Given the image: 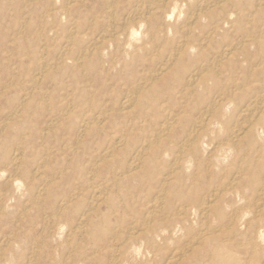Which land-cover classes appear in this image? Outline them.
Returning <instances> with one entry per match:
<instances>
[{
  "label": "bare ground",
  "instance_id": "6f19581e",
  "mask_svg": "<svg viewBox=\"0 0 264 264\" xmlns=\"http://www.w3.org/2000/svg\"><path fill=\"white\" fill-rule=\"evenodd\" d=\"M49 1L53 4V8L48 13L49 17L55 18L70 13L75 6L74 3H78L77 0ZM120 1L123 0H102L103 6L97 1L102 6L98 8L101 9V17L104 20L107 19L105 27L98 32L89 33L85 30L86 22L79 18L70 19V32L64 31L68 35L65 34L66 38H62V43L59 42L58 45H62L64 54L69 52L72 54L71 46L77 41L84 40L83 42L87 44H83L84 47L81 48L78 56L72 59V64L76 70L79 67L82 74H86L84 67L87 66L89 73H93L96 77L105 70L102 69L103 59L108 64L107 70L118 69L122 65H130L129 69H133L137 65L142 66L136 65L137 62L146 63L148 67L146 72L141 73L140 78L133 79L134 84L128 91L125 89L126 95L123 94L124 96L117 104L119 112L132 118L123 130L108 134L111 138L106 146L94 150V153L91 151L92 147L91 150L88 149L90 150V156L87 155L89 158L81 156L88 158L83 159L84 164L77 159L80 165L82 164L80 168L76 166L78 164L73 165L68 161L72 165H68L71 171L67 173L69 171L67 165L60 166L58 171L61 180L59 182H56L58 179H50L52 174H50L51 177L48 175L50 178L47 176L49 170L46 159L44 161L41 159L42 162L37 163L35 168L33 166L34 170H31L33 162L28 160L25 151L16 149L9 153H0V264H264V34L256 35L257 33L254 32L255 35H253L252 30L249 32L244 28L239 39L234 37L237 40L213 45V40L220 34V30L228 25H234L238 20V24H241L240 22L245 18L243 10L251 7L250 5H255L256 8L263 6L260 9H264V0H217L216 2L212 0H129L132 7L121 8L119 11ZM11 6L14 8V5ZM28 6L30 7L29 4ZM86 10H84L85 13ZM4 12L6 11H0V14ZM85 13L82 15L87 17ZM3 15L0 16L3 17ZM45 15L47 13L44 14V18ZM261 19L264 22V17ZM49 22L51 23V20ZM248 22L249 19L245 23ZM11 23L14 22L11 21ZM57 23L55 24L58 25ZM64 23L66 22H63L65 26L69 25ZM24 27L22 24L17 27L16 32L13 33L14 41H19ZM57 28L60 29L59 25ZM206 29L207 31H204ZM195 34H198L196 42L190 41ZM50 42L52 43L51 40ZM21 43L18 44L21 45ZM28 43L30 44V41ZM159 43H163L166 50H160L162 44ZM112 48L114 52H110L113 54L107 52ZM2 50L5 49L0 51ZM47 50L49 51L48 48L40 49L37 57L41 61H44ZM71 54L68 55L71 56ZM26 55L29 56V52ZM66 56L61 58L60 62L69 65L71 60L67 58L69 56ZM5 57L4 55L3 60H7ZM44 65L42 64V67L39 65L40 72L35 76L32 74V79L29 77L32 80L30 89H36L39 97L35 98H40L38 104L40 106L49 105V97L39 90L40 78L46 72L42 70ZM67 65L66 68H68ZM136 69L135 74L139 70ZM12 75L14 76L10 74ZM109 77V80L113 81L110 74ZM118 77L116 75V78ZM1 80L3 81L2 78ZM53 81L51 83L55 84L56 81ZM13 82L16 83V81ZM82 84L85 85L84 82ZM101 84L103 86L102 82ZM109 90L106 89V93ZM80 91L77 90V93ZM69 95L73 98L72 95L75 93ZM26 101L27 95L23 96L19 102L17 101L18 104L12 107V111L9 110L11 112L8 114L12 116L13 121L25 123L28 120L27 115L30 114H26L23 110L24 106L29 105ZM66 104L69 108L64 107L59 117H51L43 134H48L49 131L62 125L65 118L78 119L79 126H83L84 130L93 124L100 127L108 118L104 110L97 111L98 109L86 111V114L80 117L77 116L75 108H70V100ZM136 107H138L137 110ZM29 109L26 108V110ZM33 109L31 108L32 111ZM37 109L40 108L37 107ZM149 113L159 118L155 120V123L153 122L156 131L137 130L142 133L143 140H140L142 142L138 143V147H134L129 157L124 156L123 159L124 153L116 151L115 148L125 145L133 133V131L128 132L135 126L149 127L143 124L145 116ZM150 118L152 119L151 116ZM112 122L109 121V123ZM5 123L3 125H6ZM9 126H12V123ZM3 127L0 126V128ZM34 128L38 129L37 126ZM9 129L13 128L9 127ZM22 134L26 135V133ZM101 135L104 134L101 133ZM31 136L33 137L32 134ZM94 137L92 136V139ZM57 138L61 139L60 136ZM34 139L37 138L34 137ZM92 139H88V142ZM102 141L105 140L102 138ZM85 142L87 144V141ZM5 146L10 147V145ZM5 146L3 147L6 148ZM6 149L0 148V150ZM53 149L52 152H54ZM84 149L86 152L87 148L84 147ZM36 151L38 152V149ZM66 155L69 156V154ZM29 156L31 159V155ZM59 158L58 156V159L54 161L60 160ZM70 175H72L71 178H69ZM81 178L82 182H80ZM73 180L78 182L75 183ZM15 202L21 208L20 212L17 211L18 213L14 211L15 208H12ZM177 244L182 246L176 247ZM169 251V256L165 258V254Z\"/></svg>",
  "mask_w": 264,
  "mask_h": 264
},
{
  "label": "rangeland",
  "instance_id": "374dc122",
  "mask_svg": "<svg viewBox=\"0 0 264 264\" xmlns=\"http://www.w3.org/2000/svg\"><path fill=\"white\" fill-rule=\"evenodd\" d=\"M10 1V2H9ZM15 0H0V11L1 12H3V10L4 11H6V12H4V13H7V14H4V13H1L0 15H3V17L2 16H0V39L2 38V40H0V45H1V48H0V50L1 49H5V50H2V51H0V54H2V55H0V81H2L1 80V78L3 79V83L2 82H0V102L2 103H0V126L1 127H3V128H0V132L2 133L3 132V134H0V148L2 147V149H6V150H0V153H9V152H12V151H14V150H16V149H19L20 151L22 150V151H25V155L27 156V158H28V160H31V162H33L32 163V166H31V170H34V168H35V165L37 164V163H39V162H42V161H44L45 159H46V161H47V169L49 170V171H47V176L49 175L50 177L52 176V178H50L49 176V178L50 179H58V180H56V182H59L61 179H59V176H60V173H59V167L60 166H62V165H67V168H68V165H70L71 163H73V165H76V164H78V165H76L78 168H80L79 166H82V164H84L85 163V160H87L88 158H89V152H90V150H91V147H92V150L91 151H93V153L96 151V150H98L99 148H102V147H104V146H106L107 145V143H109V140H110V138L111 137H109L110 135H108L109 133L110 134H113V133H115L116 131H121V130H123V128L129 123L128 121L129 120H131V118L130 117H126L125 116V114L124 113H121V112H119V107L117 106V104H118V102H119V100L120 99H122V97L124 96L123 94H125L126 95V93L127 92H124L125 91V89H126V91H128L129 89H130V87L134 84V80L133 79H135L136 80V78H138L139 77V75L141 74V73H145L146 72V70H147V65H146V63H144L143 62V64H141L142 63V61L139 63V62H137L136 63V65L137 64H139V65H142V66H136V68L137 69H139V70H137L136 68H133V69H129V66L130 65H122L120 68H118V69H111V70H107V68H108V64H107V62L106 61H104L105 59H103V61H102V69H105V70H103L102 71V73L103 74H105L104 76H103V74L101 73V75L103 76H101V75H99L98 77H96V76H94V74L92 73V74H90L89 73V68H87V66H85L84 68H86V70H85V72H86V74H82L81 73V71H80V69H79V67H77V69L78 70H76L75 68V66H74V64H72V59H74V58H76L77 56H78V54H79V51L81 50V48H83L84 47V45H86L87 43L86 42H83L84 40H82V41H77L74 45H72L71 47H73L72 49H73V51H72V54H71V52H69V53H65L64 54V49H62V45L60 44V46L58 45L59 44V42L60 43H62V38H66V37H64L65 36V34L66 35H68L66 32L68 31V33L70 32V22H69V20L70 19H75V18H79L81 21H83V22H86L87 23V25H86V27H85V30L87 31L88 30V32L89 33H92V32H98V31H100L101 29H103L102 27H105V24H106V22H107V19H105L104 20V18H102L101 17V9H98V8H101L103 5V3H102V0H77L76 2H78V3H74L75 4V6H74V8H73V10H71L70 11V13H67V14H64V15H61L59 18H55V17H49V12H50V10L53 8V4L49 1V0H34V1H32V0H29V2H28V0H26V3H25V0H16V2H14ZM19 1H22L21 3L19 2ZM30 1H31V3H30ZM37 1H39V2H37ZM41 1V2H40ZM50 2V4H49V2ZM101 3V5H99V3ZM213 2H216L217 0H212ZM2 2V3H1ZM7 2V3H6ZM43 2V3H42ZM82 2V3H81ZM84 2V3H83ZM94 2V3H93ZM98 4H96V3ZM122 2H124V3H122ZM14 5V8L10 5ZM120 3H122V4H120ZM120 3H119V7H118V10L120 11V9L121 8H131L132 7V4H131V2H129V0H123V1H120ZM28 4L30 5V7L28 6ZM36 4L38 5V6H36ZM40 4V5H39ZM43 4H45V5H43ZM83 4V5H82ZM124 4V5H123ZM2 5H4V6H2ZM5 5H10V6H5ZM26 5V6H25ZM33 5V6H32ZM35 5V6H34ZM76 5H78V6H76ZM82 6V8H81V6ZM85 5V6H84ZM18 8H17V7ZM39 6H40V8H39ZM49 6V7H48ZM51 6V7H50ZM86 6H88V7H86ZM95 6V7H94ZM99 6V7H98ZM125 6V7H124ZM251 7H248L247 9H245V10H243V13L245 14L244 16H245V18H243V22L241 21L240 23L241 24H238V22H239V20H238V22L237 21H235V23H234V25H228L227 27H225V29H222V30H224V31H222V30H220L221 32H219L220 34H218V35H216V37H215V39L213 40V45H215L216 43L217 44H223V43H226V41H235V40H237V39H239V37H241V35L243 34V29L244 28H246V29H248L249 30V32H251L250 30H252V34L255 32V33H257L256 35H261V34H264L263 32V28H264V22H263V19H261V18H263L264 17V9H260V8H263V6L262 7H257L256 8V6L254 5H250ZM2 7V8H1ZM9 7V8H8ZM49 8L48 10H45V9H47V8ZM77 7V8H76ZM254 7V9H251V8H253ZM5 8H7V9H5ZM13 10H12V9ZM30 8V9H29ZM34 8V9H33ZM37 8V9H36ZM250 8V9H249ZM8 9H9V11H8ZM22 9V10H21ZM43 9V10H42ZM85 9H87L86 10V13H85ZM90 9V10H89ZM95 9H98V10H95ZM260 9V10H259ZM31 10H36V11H31ZM39 10V11H38ZM77 10V11H76ZM79 10H80V12H79ZM250 10V11H249ZM259 10V11H258ZM13 11H15V12H13ZM18 11V12H17ZM22 11V12H21ZM24 11H26V12H24ZM75 11V12H74ZM96 11V12H95ZM247 11V12H246ZM12 12V13H11ZM24 12V13H23ZM31 14H30V13ZM37 12V13H36ZM260 12H261V14H260ZM10 13H11V15H10ZM14 13H16V14H14ZM19 13H20V15H19ZM34 13V14H33ZM46 14L47 13V15H45V18H44V14ZM78 13V14H77ZM86 14V16L87 17H84L85 15H82V14ZM26 14V15H25ZM35 15V16H33V15ZM70 14V15H69ZM74 14H76V15H74ZM82 15L81 17H82V19H81V17L80 16H78V15ZM120 15H122V13H119ZM257 14V15H256ZM29 15V16H28ZM43 15V16H42ZM66 15H68V16H66ZM89 15V16H88ZM97 15V16H96ZM100 15V16H99ZM259 15V16H258ZM14 16V17H13ZM23 16H25V17H23ZM28 16V17H27ZM38 16V17H37ZM42 16V17H41ZM69 16H71V18H69ZM75 16V17H74ZM119 16V15H118ZM117 16V17H118ZM243 16V17H244ZM250 16H252L253 18H251ZM261 16V17H260ZM8 19H7V18ZM10 17V18H9ZM18 17H20V18H18ZM21 17H22V19H21ZM34 17H37V18H34ZM68 17V18H67ZM4 18H6V19H4ZM14 18V19H13ZM17 18V20H15ZM34 18V19H33ZM43 18H44V21H43ZM52 18V19H51ZM55 20H54V19ZM63 18V19H62ZM85 18V19H84ZM93 18H95V19H93ZM1 19H3V21L1 20ZM40 19V20H39ZM42 19V20H41ZM57 19H60V20H57ZM87 19V20H86ZM249 19V22L248 23H245V22H247V20ZM255 19V20H254ZM15 20V21H14ZM37 20V21H36ZM46 20V21H45ZM49 20H51V23L49 22ZM67 20V21H66ZM94 20H95V22H94ZM235 20H237V17L235 16ZM258 20H260V21H258ZM8 21V22H7ZM10 21V22H9ZM11 21H13L14 23H11ZM17 21V22H16ZM19 21H23V22H26V23H22V22H19ZM29 21V22H28ZM43 23L44 22V24H40L41 22ZM57 21H58V23H57ZM66 22L67 24H69V25H67L66 23H64V24H66L67 26H65V25H63V22ZM88 21V22H87ZM91 21V22H90ZM100 21V22H99ZM19 22V23H18ZM32 22H34V23H32ZM254 22V23H253ZM23 25V26H25L24 27V30H23V32H22V34H21V37H20V39H19V41L18 40H16V41H14L13 40V38H14V36H13V33L14 32H16L15 30H17V27H19L21 24ZM29 23V24H28ZM55 23H57L58 25H59V28L60 29H58L57 27H58V25H56ZM243 23V24H242ZM251 23V24H250ZM255 23H256V25H255ZM11 24V25H10ZM36 24V25H35ZM54 24V25H53ZM95 24H97L96 25V27H95ZM246 24H248V25H246ZM42 25V26H41ZM46 25V26H45ZM61 25H63V26H61ZM244 27H243V26ZM254 25V26H253ZM12 26H14L15 28H13ZM33 26V27H32ZM34 26H36V27H34ZM61 26V27H60ZM256 26V28H254ZM258 26V27H257ZM31 29H30V28ZM54 29H53V28ZM67 27V28H66ZM92 27H94V28H92ZM229 27V28H228ZM232 27V28H231ZM235 27H237V28H235ZM64 28H65V30H64ZM69 28V29H68ZM4 29H7V30H4ZM35 29H36V31H35ZM38 29V30H37ZM42 29V30H41ZM51 29H52V32H51ZM62 29V30H61ZM91 29H92V31H91ZM98 29V30H97ZM199 30H200V28H198ZM208 29H210V27L208 28ZM229 29V30H228ZM231 29V30H230ZM258 29V30H257ZM260 29H262L261 30V32H259V30ZM1 30H3V32L1 31ZM9 30V31H8ZM30 30V31H29ZM53 30H55V31H53ZM256 30V31H255ZM35 31V32H34ZM59 31V32H58ZM63 31V32H62ZM64 31H66V32H64ZM204 31H207V29L206 30H204ZM229 31V32H228ZM1 32H2V34H1ZM51 32V33H50ZM29 33V34H28ZM31 33V34H30ZM58 33V34H57ZM63 33V34H62ZM199 33V32H198ZM225 33V34H224ZM228 33V34H227ZM4 34V35H3ZM8 34H10V35H8ZM33 34H35V35H33ZM44 34V35H43ZM55 34H56V36H55ZM221 34H224V35H221ZM233 34H234V36H233ZM237 34H239V35H237ZM198 35V34H197ZM197 35L195 34V36H192L191 38H190V41H192V42H196V39L198 38L197 37ZM219 35H221L222 37H223V39H222V37L221 36H219ZM235 35H237V36H235ZM253 35H255V34H253ZM3 36V37H2ZM9 36H11V37H9ZM23 36V37H22ZM27 36V37H26ZM46 37V38H44V37ZM227 36H229V37H227ZM230 36H232V37H230ZM5 37H6V39H5ZM41 37H43V38H41ZM55 37H57V38H55ZM221 37V38H220ZM237 38V39H235V38ZM8 38V39H7ZM25 38H26V40H25ZM31 38H33L32 40H31ZM36 38H39V39H36ZM59 38H60V40H59ZM233 38V39H232ZM34 39H36V40H34ZM217 39H219V40H217ZM5 40H6V42H5ZM21 40V41H20ZM24 40H25V42H24ZM41 40H42V42H41ZM49 40V41H48ZM50 40L52 41V43H53V46H52V43L50 42ZM222 40V41H221ZM30 41V44L28 43ZM56 41V42H55ZM16 43V44H13V43ZM21 43V42H23V43H21V45L20 44H18V43ZM33 42V43H32ZM47 42V43H46ZM81 42H83V43H81ZM10 43H12V44H10ZM9 44V45H8ZM22 44H23V46H22ZM78 44V45H77ZM84 44V45H83ZM159 44H162L161 45V48H160V50H162V51H164V50H166V46H164L163 45V43H159ZM216 44V45H217ZM16 45H19V46H17L16 47ZM26 45V46H25ZM31 45V46H30ZM77 45V46H76ZM5 46H6V48H5ZM15 46V47H14ZM21 46V47H20ZM57 47V48H52V47ZM26 47V48H25ZM28 47V48H27ZM30 47V48H29ZM51 47V48H50ZM8 48V49H7ZM18 48H20V49H18ZM41 48H45V49H49V51L47 50V54H46V57H45V59H44V61H45V63H44V61H41V59H39L38 57H37V55H39V52H40V49ZM18 49V50H17ZM28 50V51H25V50ZM62 49V50H61ZM13 50V51H12ZM15 50H16V52H15ZM24 50V51H23ZM22 51V52H21ZM38 51V52H37ZM57 51V52H56ZM63 51V52H62ZM110 51H112V52H114V49L112 48V50H107V52H110ZM24 52V53H23ZM28 52H29V56L28 55H26V54H28ZM48 52H50V53H48ZM52 52V53H51ZM55 54H54V53ZM60 53V54H57V53ZM112 52H110V53H112ZM8 53V55H6ZM23 53V55H20V54H22ZM49 54H50V56H49ZM52 54V55H51ZM62 54H63V56H62ZM68 54H71V56L70 55H68ZM113 54V53H112ZM4 55L6 56L5 57V59H7V60H3V58H4ZM11 55V56H10ZM19 55V56H18ZM25 55V56H24ZM32 55V56H31ZM49 57H48V56ZM55 55H56V57H55ZM69 56V57H67V56ZM72 55H74L73 57H72ZM34 56V57H33ZM59 56H62V57H60L59 58ZM64 56H66L67 58H70V60H71V62H69V65H67V67L68 68H66V65H65V63H63V62H60L61 61V58H64ZM12 57V58H11ZM23 57H24V59H23ZM52 57H54V58H52ZM72 57V58H71ZM9 58V59H8ZM48 59V60H47ZM57 59V60H56ZM60 59V60H59ZM53 60H55V61H53ZM89 61L91 60L90 58L88 59ZM41 63H40V62ZM47 61H48V64H46L47 63ZM51 61V62H50ZM22 62H23V64H22ZM34 62L36 63V64H34ZM56 62H60L59 64H56ZM38 63H40L39 65L42 67V64H45L44 66H43V71H46V72H44L43 74H42V78H40V80H41V82L39 83V90H41L42 92H44L45 94H47V96L49 97V105L48 106H42V107H44V108H42L40 105H38L39 104V99H36L35 97H39L38 95H37V93H36V89H30V85H31V83L30 82H32V77H33V75L35 76V74H38L39 72H40V67H39V65H38ZM63 63V64H62ZM106 63V64H105ZM11 66H10V65ZM55 64H56V66H55ZM62 64V65H61ZM105 64V65H104ZM145 64V65H144ZM36 65H38V66H36ZM47 65H49V66H47ZM104 65V66H103ZM20 66H22V67H20ZM55 66V67H54ZM60 66H63V67H65L66 68V70H64L65 68H63V67H60ZM145 66V67H144ZM28 69H27V68ZM52 67V68H51ZM135 67V66H134ZM147 67V68H146ZM16 68V69H15ZM50 68H51V70H50ZM63 68V69H62ZM70 68H72V69H70ZM76 70V71H78V72H76L74 69ZM144 68V69H143ZM2 69H4V70H2ZM27 69V70H26ZM56 69H58V70H56ZM62 71H61V70ZM124 69H126V71L124 70ZM135 69L137 70L136 71V74H137V72H138V74L136 75L135 74ZM15 70V71H14ZM36 70V71H35ZM38 70V71H37ZM73 70V71H72ZM122 70V71H121ZM131 70H133V71H131ZM145 70V71H144ZM2 71H4V72H2ZM11 73H10V72ZM13 71H14V73H13ZM31 71V72H30ZM50 71V72H49ZM64 72L65 73V76H63L64 75V73L62 74V73H60V72ZM70 71H71V73H70ZM106 71V72H105ZM109 71V72H108ZM144 71V72H143ZM76 73V74H74V73ZM105 72V73H104ZM125 72V73H124ZM133 72V73H132ZM2 73V74H1ZM17 73H19V74H17ZM57 74V75H53V74ZM89 73V74H88ZM120 73V74H119ZM10 74H14V76L12 75V76H10ZM33 74V75H32ZM109 74L111 75V78H112V80L113 81H111V79L109 80ZM6 75V76H5ZM17 75V76H16ZM20 75V76H19ZM30 75V76H29ZM79 75V76H78ZM89 75V76H88ZM91 75V76H90ZM112 75L114 76V77H112ZM116 75H117V77L118 78H116ZM131 75V76H130ZM132 75H134L133 77H132ZM51 76V77H50ZM53 76H55V77H53ZM62 76V77H61ZM129 76V77H128ZM137 76V77H136ZM9 77V78H8ZM31 79H30V78ZM59 77V78H58ZM105 77V78H104ZM107 77V78H106ZM26 78V79H25ZM50 79V80H48V79ZM62 78V79H61ZM98 78V79H97ZM140 78V77H139ZM11 79L13 80V79H15V80H13V81H16V83L15 82H13V81H11ZM23 79V80H22ZM52 79V80H51ZM53 79H54V81H53ZM59 79V80H58ZM61 79V80H60ZM82 79V80H81ZM92 79V80H91ZM95 81H94V80ZM100 79H102V80H100ZM106 81H105V80ZM118 79V80H117ZM126 79V80H125ZM62 80H65L64 82H62ZM114 80H116V81H114ZM5 81V82H4ZM9 81V82H8ZM23 81V82H22ZM55 82V84H53V83H51V82ZM71 81V83H69ZM88 81V82H87ZM104 81H105V83H106V85H107V88H106V85H104L105 83H104ZM108 81H110V82H108ZM121 81V82H120ZM129 81H131L129 84H128V82ZM75 82V83H74ZM79 84H78V83ZM82 82H84L85 83V85L84 84H82ZM101 82L103 83V86H102V84H101ZM2 83V84H1ZM6 83L8 84V85H6ZM10 83V84H9ZM27 83V85H24V84H26ZM28 83H29V85H28ZM49 83H51V85H49ZM100 83V84H99ZM109 83V84H108ZM128 84V86H127V84ZM132 83V84H131ZM49 86H48V85ZM60 84V85H59ZM76 84V85H75ZM82 86H81V85ZM92 84V85H91ZM99 84V85H98ZM113 84V85H112ZM116 84V85H115ZM121 84L123 85V86H121ZM20 85V86H19ZM55 85V87H52V86H54ZM60 86V88H59V86ZM71 85H73V86H71ZM90 85V86H89ZM101 85V86H100ZM115 85V86H114ZM17 86V87H16ZM22 86V87H21ZM88 86V87H87ZM100 86V87H99ZM112 86H114L113 88H112ZM120 86V87H119ZM4 87V88H3ZM14 87H15V89H14ZM62 87V88H61ZM79 87H82V88H79ZM83 87L85 88V89H83ZM90 87V88H89ZM96 87H98V88H96ZM116 87H119L118 89L116 88ZM7 88V89H6ZM9 88H11V89H9ZM95 88V89H94ZM100 88V89H99ZM104 88H106V89H110L109 91H107V93H106V89H104ZM20 89V90H19ZM43 89V90H42ZM47 89V90H46ZM54 90V92H53V90ZM60 89V90H59ZM87 89V90H86ZM88 89H89V91H88ZM115 89H117V90H115ZM9 90V91H8ZM22 90H24V91H22ZM33 90V91H32ZM46 90V91H45ZM77 90L79 91V90H81L80 92H78L77 93ZM113 90V91H112ZM122 90V91H121ZM6 91V92H5ZM8 91V92H7ZM83 91V92H82ZM110 91H111V93H110ZM117 92V95H115L116 94V92ZM5 92V93H4ZM26 92H27V94H26ZM30 92H32L31 94H30ZM73 94V92L75 93V95H72L73 96V98L69 95V94H71V93ZM88 92H90V93H88ZM119 92V93H118ZM124 92V93H123ZM1 93L3 94L2 96H1ZM18 94V95H16V94ZM80 93V94H79ZM10 95V96H7V95ZM52 94V95H51ZM77 94H79V95H77ZM88 94V95H87ZM106 94V95H105ZM27 95V101H26V103H29V105H27V106H24V108H23V110H24V112H26V114H30V115H27V123L25 122V123H20L19 121H13L12 119H11V117H10V112L12 111V107H15L17 104H18V102L22 99V97L23 96H26ZM30 95V96H29ZM34 95V96H33ZM82 95H84V97H81ZM86 95H87V97H86ZM7 97L6 99H5V97ZM109 96V97H108ZM9 97V98H8ZM21 99H20V98ZM28 97H29V99H28ZM86 97V98H85ZM102 97H103V99H102ZM108 97V98H107ZM11 98H14L13 100H11ZM68 98V99H67ZM79 98V99H78ZM110 98H112V99H110ZM4 99V100H3ZM67 101H69L70 100V103H71V107L70 108H75L74 110L76 111V114H77V116H80V117H82V116H84L85 114H86V111H96L97 109V111H102V110H104L107 114H108V118L106 119V121H105V123H104V125H101L100 127L98 126V125H95V124H93V126L91 125V129L90 128H88L87 130H84V128H83V126H79L80 125V123L78 122V119H72V118H69V120H67L68 118H65V119H63L64 121H62V125H60L59 127H57L56 129H53V130H51V131H49L50 133H48V134H43L42 132H44V130H46V128H47V125H48V122H49V120L51 119V117H59V115H60V113H62L63 111L62 110H64V107H68L67 106V104H66V100ZM78 99V100H77ZM85 99V100H84ZM88 99V100H87ZM109 99V100H108ZM8 101L7 103H5L6 101ZM52 100V101H51ZM73 100V101H72ZM108 100V101H107ZM3 101V102H2ZM15 102V104H14V102ZM18 101V102H17ZM64 101V102H63ZM85 101V102H84ZM86 101H87V104H86ZM97 101V102H96ZM102 101V102H101ZM36 102V103H35ZM84 102V103H83ZM108 102V103H107ZM114 102V103H113ZM13 103V104H12ZM17 103V104H16ZM36 104V106L37 107H39L40 109H37V107L35 106V104ZM78 103V104H77ZM82 105V107H78V106H81L80 104ZM83 103V104H82ZM103 103V104H102ZM113 103V104H112ZM3 104H5V105H3ZM12 104V105H11ZM54 104V105H53ZM104 104H106V105H104ZM3 105V106H2ZM57 105V106H56ZM78 105V106H77ZM111 105L114 107H111ZM171 105V104H170ZM29 106V107H28ZM56 106V107H55ZM83 106H84V108H83ZM107 108H106V107ZM173 106H175L174 104H173ZM177 106V105H176ZM3 107V108H2ZM4 107H5V109H4ZM7 107V108H6ZM46 107V108H45ZM104 107V108H103ZM171 107H172V105H171ZM26 108L27 109H29V110H26ZM31 108L33 109V111L35 112H33L32 110H31ZM52 108V109H51ZM69 108V107H68ZM67 108V109H68ZM78 108H79V110H78ZM93 108V109H92ZM95 108V109H94ZM111 108H112V111H111ZM8 109V110H7ZM84 109V110H83ZM87 109V110H86ZM138 109V107H136V110ZM9 110H11L10 112H9ZM35 110H37V111H35ZM42 110H44V111H42ZM51 110V111H50ZM52 110H54V112L52 111ZM81 110V111H80ZM8 111V112H7ZM29 111H32V112H30L29 113ZM42 111V112H41ZM50 111V112H49ZM57 111V112H56ZM62 111V112H61ZM36 112H38V113H36ZM51 112H52V114H51ZM117 112H119V113H117ZM9 113V114H8ZM42 113H44V114H42ZM80 114V115H79ZM110 114V115H109ZM119 114H121V116L119 115ZM7 115H9L8 117H7ZM37 115V116H36ZM44 115H46V116H44ZM51 115V116H50ZM57 115V116H56ZM82 115V116H81ZM152 117V119L154 120H152L151 118H150V116ZM44 116V117H43ZM153 116H155V117H153ZM29 117H30V119H29ZM47 117V118H46ZM79 117V118H80ZM146 117V119L144 120V122H143V124L145 125V127L146 126H149V127H146V128H144L143 126V128L141 127V126H135L134 128H133V130H131L130 132H128V133H131L132 131H133V133H132V135H130V136H132V137H129V139H128V141L125 143V145L126 146H128V147H126L125 145H123V146H121V147H116L115 149H116V151H120L121 153H124V155H122V157H123V159H124V156H126V158H127V156L129 157V155H131V153H133V150H134V147L136 148V147H138L139 146V144L142 142V141H140V140H143L142 138H143V136H142V133L141 132H153V131H156V129H155V126L153 125L154 123H155V120L156 119H159L156 115H151L150 113L149 114H147V116H145ZM6 118H8L7 120H6ZM34 118V119H33ZM32 119V120H31ZM46 119H47V122L45 123V121H46ZM72 119V120H71ZM113 119V120H112ZM126 119V120H125ZM128 119V120H127ZM150 119V120H149ZM30 120H31V123H30ZM34 120V121H33ZM121 120V121H120ZM3 121H9L8 123L6 122H3ZM42 121V122H41ZM109 121L110 122H112V123H109ZM34 122V123H33ZM36 122V123H35ZM64 122H67V123H65L64 124ZM76 124H75V123ZM119 122V123H118ZM122 122V123H121ZM154 122V123H153ZM6 124V125H3V124ZM10 123H12V126H9L10 125ZM14 123V124H13ZM15 123H16V125H15ZM19 123V124H18ZM38 123V124H37ZM69 123V124H68ZM74 123V124H73ZM115 123H117V124H115ZM147 123V124H146ZM150 123V124H149ZM23 124V126H21V125ZM35 124V125H34ZM37 124V125H36ZM40 124V125H39ZM44 124V125H43ZM71 124V125H70ZM18 125V126H17ZM32 125H33V128L35 127V126H37L38 127V129L37 128H34V130H33V128H31L32 127ZM42 125V126H41ZM74 125V126H73ZM113 125H115L114 127H113ZM117 125V126H116ZM150 125H151V127H150ZM7 126H9V127H11V128H13V129H9V127H7ZM21 126V127H20ZM40 126V127H39ZM73 127V130H71L72 129V127ZM96 126V127H95ZM108 128H107V127ZM64 127V128H63ZM75 127V128H74ZM80 128V129H83V130H81L80 131V129H77V128ZM113 127V128H112ZM118 127V128H117ZM154 129H153V128ZM15 128V129H14ZM21 128H23V129H21ZM25 128H27V129H29V131H27V129H25ZM41 128H43V129H41ZM94 129V131H91V130H93ZM115 128H117V129H115ZM138 128V129H137ZM143 130H142V129ZM152 128V129H151ZM2 129H4V130H2ZM17 129V130H16ZM71 131H70V130ZM99 129V130H98ZM106 129H108V130H106ZM112 131H111V130ZM114 129V130H113ZM2 130V131H1ZM23 130H26L25 132L23 131ZM42 130V131H41ZM105 132H104V131ZM140 131L141 130V132H138V131ZM5 131V132H4ZM10 131H11V133H10ZM23 131V132H22ZM58 131V132H57ZM62 131V132H61ZM72 131H73V133H72ZM83 131V132H82ZM85 131H86V133H88V134H86L85 133ZM87 131H89V132H87ZM91 131V132H90ZM135 131H137V132H135ZM7 132V133H6ZM67 132H71V133H67ZM75 132V133H74ZM81 132V133H80ZM99 132V133H98ZM22 133H26V135H28V136H23V134ZM54 133V135H52ZM56 133V134H55ZM80 135H79V134ZM94 133L96 134V135H94ZM101 133H103L104 135H101ZM106 133V134H105ZM139 133V134H138ZM31 134L33 135V137L31 136ZM38 136H37V135ZM67 134V135H66ZM75 134V135H74ZM82 134V135H81ZM89 134H92V135H89ZM6 135V136H5ZM9 135H12V136H9ZM53 137H52V136ZM62 135V136H61ZM70 135V136H69ZM72 135V136H71ZM77 135V136H76ZM84 135H85V137H84ZM108 135V136H107ZM140 135V136H139ZM8 136V138H5V137H7ZM40 136V137H39ZM45 136H47V137H45ZM57 136H60L61 137V139L60 138H57ZM69 136V137H68ZM90 136H91V138H90ZM92 136L94 137L93 139H92ZM134 136H136V137H134ZM10 137H12V138H10ZM21 137H22V139H21ZM34 137H36L37 139H34ZM42 137H45L46 138V140H45V138L43 139ZM50 137V138H49ZM53 139H52V138ZM73 137V138H72ZM100 137V139L98 140V138ZM10 138V140H8ZM25 138V139H24ZM31 140H34V141H31ZM42 138V139H41ZM74 138H75V140H74ZM77 138V139H76ZM102 138H103V140H107L106 142L105 141H102ZM139 138V139H138ZM141 138V139H140ZM4 139V140H3ZM12 139V140H11ZM19 139H20V141H19ZM48 139H50V140H48ZM58 139H59V141H58ZM73 139V140H72ZM78 139H80L79 141H76V140H78ZM88 139L89 140H91L92 139V141H89L88 142ZM96 139V140H95ZM131 139H133L132 141H131ZM38 140V141H37ZM93 140H95V141H93ZM2 141H4V142H2ZM5 141H7V142H5ZM14 141V142H13ZM21 141H23V142H21ZM31 141V142H30ZM42 141V142H41ZM51 141V142H50ZM56 141V142H55ZM65 141V142H64ZM73 141V142H72ZM85 141H87V144H86V142ZM137 141H139V142H137ZM20 142V143H19ZM34 142V143H33ZM36 142H37V144H36ZM45 142H47V144L45 143ZM54 142V143H53ZM74 143V144H71V143ZM96 142V143H95ZM99 142V143H98ZM134 142V143H133ZM4 143V144H3ZM12 143H15L14 145L12 144ZM21 143H23V144H21ZM67 143H70V144H67ZM84 143V144H83ZM92 143H94V144H92ZM106 143V144H105ZM139 143V144H138ZM17 144L19 145V146H17ZM26 144V145H25ZM32 144H33V146H32ZM56 144V145H55ZM66 144V145H65ZM88 144H89V146H88ZM5 145H10V147L8 146V147H6ZM35 145V146H34ZM46 145V146H45ZM50 145H52V146H50ZM57 145H58V147H57ZM65 145V147H63ZM72 145V146H71ZM78 145V146H77ZM82 146L81 148H79L80 146ZM137 145V146H136ZM3 146H5L6 148H4ZM25 146H27V148L25 147ZM40 146H43V147H41L40 148ZM75 146V147H74ZM97 146H98V148H97ZM101 146V147H100ZM131 146V147H130ZM19 147V148H18ZM22 147H25V149H22ZM35 147H37V148H35ZM47 147V148H46ZM60 147V148H59ZM69 147V148H68ZM70 147H71V149H70ZM74 147V148H73ZM84 147L85 148H87V151L86 152H84L85 151V149H84ZM10 148V149H9ZM32 149L31 151L29 150V149ZM50 148V149H49ZM54 148V149H53ZM59 148V149H58ZM67 148V149H66ZM73 148V149H72ZM95 148V149H94ZM130 148H133V149H131L130 150ZM38 149V152L36 151ZM52 149H53V151L54 152H52ZM58 149V150H57ZM70 149V150H69ZM75 149V150H74ZM84 149V150H83ZM88 149H90V150H88ZM119 149V150H118ZM18 150V151H19ZM26 150H29V151H26ZM33 150L35 151V152H33ZM51 150V151H50ZM77 150V151H76ZM95 150V151H94ZM2 151V152H1ZM48 151V152H47ZM60 151V152H59ZM67 151V153L66 154H69V156L68 155H66L65 154V152ZM70 151V152H69ZM82 151H83V155H82ZM47 152V153H46ZM51 152V153H50ZM60 154H59V153ZM33 153H35V154H33ZM36 153H37V155H36ZM75 155V156H71V155H73V154ZM44 154V155H43ZM47 154H49V156H47ZM59 154V155H58ZM79 154V155H78ZM81 154V155H80ZM86 156H85V155ZM28 155H31V159H29L30 158V156L28 157ZM32 155H34V156H32ZM51 155H52V157H51ZM53 155H55V156H53ZM56 155H57V157H56ZM62 155V156H61ZM76 155H78V156H76ZM87 155H89V156H87ZM47 156V157H46ZM58 156L60 157L59 159L60 160H57V161H54V160H56V159H58ZM81 156H83V157H88V158H82ZM33 157V158H32ZM42 157V158H41ZM44 157V158H43ZM46 157V158H45ZM72 157V158H71ZM79 157V158H78ZM26 158V157H25ZM26 158V159H27ZM68 158V159H67ZM71 158V159H70ZM41 159H42V161H41ZM62 159H63V161H62ZM65 159V160H64ZM75 161H74V160ZM80 160V163H82L81 165H80V163H79V161L78 160ZM83 159H85V160H83ZM37 160V161H36ZM51 160V161H50ZM53 160V161H52ZM83 160V161H82ZM60 161V162H59ZM62 161V162H61ZM68 161H70L71 163L69 164V162ZM78 161V162H77ZM52 164V166H51V164ZM53 162V163H52ZM68 162V163H67ZM75 162V163H74ZM77 162V163H76ZM35 163V164H34ZM56 163V164H55ZM49 164V165H48ZM72 165V164H71ZM70 165V166H71ZM33 166H34V168H33ZM70 166H69V168H68V172L67 173H70ZM54 167H55V169H54ZM52 168V169H51ZM59 170V171H58ZM54 173H58V174H54ZM50 174H52V175H50ZM73 174V173H72ZM56 175V176H55ZM46 176V175H45ZM71 176L72 175H70V177L69 178H71ZM47 177V179L50 181V179ZM54 177V178H53ZM82 178H81V181L80 182H82ZM75 183L76 182H78L79 181V179H78V181L77 180H73ZM36 182V181H35ZM37 182H41V181H37ZM36 182V183H37ZM64 185V184H63ZM17 202H18V200H17ZM17 202H15L13 205H12V208H15L14 209V211H16V213H18V212H20V206L17 204ZM18 206V207H17ZM18 209V210H17ZM18 211V212H17ZM182 246V244H177L176 245V247L177 246ZM180 246V247H181ZM169 254H170V251L169 252H167L165 255V258H167L168 256H169Z\"/></svg>",
  "mask_w": 264,
  "mask_h": 264
}]
</instances>
